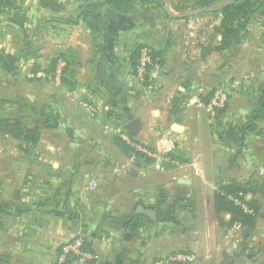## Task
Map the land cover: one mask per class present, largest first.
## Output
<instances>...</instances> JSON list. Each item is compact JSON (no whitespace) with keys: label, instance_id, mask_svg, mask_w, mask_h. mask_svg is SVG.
I'll list each match as a JSON object with an SVG mask.
<instances>
[{"label":"crops","instance_id":"1","mask_svg":"<svg viewBox=\"0 0 264 264\" xmlns=\"http://www.w3.org/2000/svg\"><path fill=\"white\" fill-rule=\"evenodd\" d=\"M176 3L105 4L86 17L77 0L0 7V51L20 57L15 72L0 64V117L40 132L30 148L0 132L7 264H55L59 246L78 235L96 264H153L180 249L196 253L194 264H264V16L243 10V22L226 21L220 4ZM143 46L160 67L154 94L134 71ZM60 57L70 63L61 83L30 76ZM221 86L231 93L226 109L197 106ZM121 130L151 151L166 138L172 161L156 169ZM232 181L256 189L242 198L245 209L259 201L252 226L215 210V193Z\"/></svg>","mask_w":264,"mask_h":264},{"label":"built area","instance_id":"2","mask_svg":"<svg viewBox=\"0 0 264 264\" xmlns=\"http://www.w3.org/2000/svg\"><path fill=\"white\" fill-rule=\"evenodd\" d=\"M66 67L67 62L64 58L60 57L56 61L51 72H47L45 69H39L32 72L30 76L48 78L53 82L61 83L62 78L65 75ZM134 71L137 79L147 93L154 94L160 89L161 84L158 81L160 67L157 59L154 57V52L150 47L143 46L139 48ZM230 96L231 93L229 89L221 86L213 91L207 101L198 100L196 104L198 107L206 109L208 113L213 114L226 109L230 101ZM83 106L91 117L97 114L98 109L93 103L84 102ZM119 133L121 138L132 145L137 151L148 157L150 156L151 158H154V167L156 169H161L164 166V163L172 161L170 153L173 146L166 138L161 141V147L158 150L151 151L148 146L131 139L122 130L119 131ZM97 185L96 181L93 180L91 182L93 188H96ZM237 202L240 203L239 200H237ZM235 226L240 227L241 224L236 223ZM195 261L196 253L194 251L182 249L165 256H160L153 262V264H193ZM96 262V254L90 248L85 247V238L82 235H78L61 244L55 257V264H96Z\"/></svg>","mask_w":264,"mask_h":264},{"label":"trees","instance_id":"3","mask_svg":"<svg viewBox=\"0 0 264 264\" xmlns=\"http://www.w3.org/2000/svg\"><path fill=\"white\" fill-rule=\"evenodd\" d=\"M7 0H0V7L5 5ZM80 2V7L83 15L86 17L90 12H93L105 4H110L121 11H131L135 8L137 1L142 3L148 0H77ZM198 7H212L220 4L219 11H221L226 21H244L243 10L248 13H253L260 9V5L255 0H195ZM139 49L137 51L138 56ZM137 59V57H136ZM135 59V63H136ZM20 57L17 54L0 51V64L7 72H15L18 66ZM57 59H54L50 66L45 69L52 71ZM70 64V63H69ZM67 61V67H68ZM39 67V66H38ZM65 68V73L68 71ZM135 68V65H134ZM65 75L63 77V80ZM0 132L9 134L15 139H19L27 145V147H34L39 140L40 132L38 127H29L25 121L19 118L0 117ZM122 142L124 143L125 141ZM130 146V145H129ZM128 146V148H130ZM132 148V147H131ZM130 148V149H131ZM135 150V148H133ZM137 154L141 152L135 150ZM246 192L256 193V189L250 187L246 182L232 181L228 184L220 186L215 193V210L217 214L221 212H228L231 215V223H240L247 226H252L256 223L257 212L259 208V201L254 197L251 201L246 202L249 209H245L243 204V194ZM237 200L240 201L237 202ZM252 210V211H250ZM1 225V217H0ZM85 247L90 248V244L85 240ZM5 257L0 255V264H7Z\"/></svg>","mask_w":264,"mask_h":264},{"label":"water","instance_id":"4","mask_svg":"<svg viewBox=\"0 0 264 264\" xmlns=\"http://www.w3.org/2000/svg\"><path fill=\"white\" fill-rule=\"evenodd\" d=\"M166 10L168 13L172 14V11L170 10L168 5H166ZM200 10H201L200 8H197V9H194L192 11H187V12L181 14V16H186V15H189V14L194 13V12H199ZM139 122L140 121L138 119H133L132 121L127 123L125 128L129 131H134L139 126ZM139 211H144V210L139 208Z\"/></svg>","mask_w":264,"mask_h":264},{"label":"rangeland","instance_id":"5","mask_svg":"<svg viewBox=\"0 0 264 264\" xmlns=\"http://www.w3.org/2000/svg\"><path fill=\"white\" fill-rule=\"evenodd\" d=\"M177 3L176 4H178L179 2H180V0H175ZM256 1V3L257 4H259L260 5V9L259 10H257V11H254L253 12V15H252V17H257L256 15H261V16H264V0H255ZM165 2L164 1H162V5L164 4ZM180 13H184L183 11H180ZM180 250H182V249H180ZM180 250H176V251H180ZM193 251V250H192ZM173 252H175V251H173ZM172 253V252H171ZM169 254V253H168ZM168 254H166V255H168ZM163 256H165V255H163ZM229 261H227V263H228ZM226 263V264H227ZM194 264V263H193Z\"/></svg>","mask_w":264,"mask_h":264}]
</instances>
